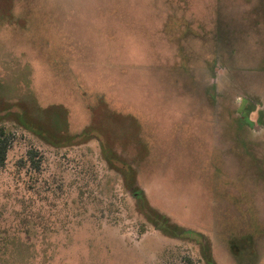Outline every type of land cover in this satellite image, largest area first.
<instances>
[{"label": "rangeland", "instance_id": "rangeland-1", "mask_svg": "<svg viewBox=\"0 0 264 264\" xmlns=\"http://www.w3.org/2000/svg\"><path fill=\"white\" fill-rule=\"evenodd\" d=\"M1 126L0 264H264V0H0Z\"/></svg>", "mask_w": 264, "mask_h": 264}, {"label": "trees", "instance_id": "trees-1", "mask_svg": "<svg viewBox=\"0 0 264 264\" xmlns=\"http://www.w3.org/2000/svg\"><path fill=\"white\" fill-rule=\"evenodd\" d=\"M240 106L242 107L241 108V111H244L245 108H246V111L244 112V120L245 121H249L248 115L251 112L252 108L254 109V106L253 105H248V102L245 101V100L242 101V104ZM247 123L249 124V122H247ZM24 127H27V129H30V130H33L34 131V129L32 127H28V126H24ZM41 134H42V136L44 138H46L45 134H43V133H41ZM92 136L93 137H96L98 139V141L102 144V149L104 150V154H105L106 161L110 164V166L113 169H115L116 171H118V172H120L122 174L123 179L126 181V186L129 189L130 194L133 195V197L136 200H139V202H142L143 199L140 196V192H138L137 190H134L133 189L135 187V180H134L135 173H133L130 170L131 169L130 167H128L126 164H124L121 161H119L117 158L108 156L107 143H104V140L105 139L101 135H99L96 132L94 133V135H92V133L90 135L87 134V133H82L80 135H75L71 139H68L65 142H62L60 144H62V145H70V144L71 145H76V144L82 143V140L84 141L85 139L92 138ZM10 138H11V135L9 133H7V131L5 130V128L3 126H1L0 127V167L4 166L5 163H6L7 154H8L9 148L11 146V140H10ZM50 140H52V139H50ZM50 143H54V141L52 140ZM28 154H29V159H30V161L32 163V166L34 168H38L39 165H38V163L36 161L37 152L32 150V151H29ZM142 213H143V215L146 218L149 219L150 222H152L154 224V227L158 231H160L162 233H166L168 231L170 232V230H168V227L166 225V222L162 219V217H160L159 215H157V213L156 214L154 213L155 215H153V216L150 215V213H149L148 209L145 207V205L142 208ZM25 222H26L25 223L26 224V228H25L26 231L25 232H26L27 235H30L35 230L34 229V226L31 225V224H29L30 221H25ZM186 235L189 238L190 237H194L193 235H189L187 233H186ZM7 243H3V244L6 246ZM0 256H2V255H0Z\"/></svg>", "mask_w": 264, "mask_h": 264}]
</instances>
